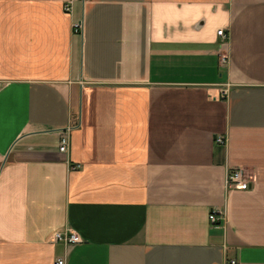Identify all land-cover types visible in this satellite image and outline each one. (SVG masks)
I'll use <instances>...</instances> for the list:
<instances>
[{
    "label": "crops",
    "instance_id": "1",
    "mask_svg": "<svg viewBox=\"0 0 264 264\" xmlns=\"http://www.w3.org/2000/svg\"><path fill=\"white\" fill-rule=\"evenodd\" d=\"M57 257L264 264V0H0V264Z\"/></svg>",
    "mask_w": 264,
    "mask_h": 264
},
{
    "label": "built area",
    "instance_id": "2",
    "mask_svg": "<svg viewBox=\"0 0 264 264\" xmlns=\"http://www.w3.org/2000/svg\"><path fill=\"white\" fill-rule=\"evenodd\" d=\"M71 6L69 2L64 4V10L66 12H70ZM81 28L80 22H76L73 24V29L75 32H79ZM217 35H219L222 39L227 38V34L224 32L222 28L217 30ZM226 59L225 55H220V61L224 62ZM226 88H223L220 92L221 95H224L226 93ZM215 142L219 144H225V136L219 135L215 137ZM68 146H69V137L67 131H63L59 135L58 139V152L65 154L68 152ZM72 170L79 168V164L71 165L70 167ZM225 187L229 188H237V189H247L249 188L250 181L243 177V170L242 168L234 167L231 169H228L225 176ZM208 219L211 223L216 224L219 222L221 217H217L215 215L214 211H211L208 214ZM53 241L55 242H61L64 246L79 243L82 241L81 237L77 232H75L72 229L65 228L61 231H56L53 233ZM235 260H228L225 262V264H235ZM53 264H66L64 257H57L54 260Z\"/></svg>",
    "mask_w": 264,
    "mask_h": 264
}]
</instances>
